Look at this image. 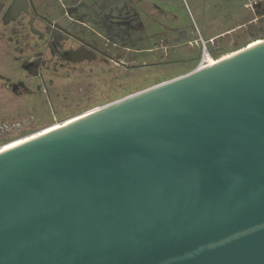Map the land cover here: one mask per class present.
<instances>
[{
  "label": "water",
  "instance_id": "1",
  "mask_svg": "<svg viewBox=\"0 0 264 264\" xmlns=\"http://www.w3.org/2000/svg\"><path fill=\"white\" fill-rule=\"evenodd\" d=\"M0 264H264V40L1 152Z\"/></svg>",
  "mask_w": 264,
  "mask_h": 264
},
{
  "label": "flooded vegetation",
  "instance_id": "2",
  "mask_svg": "<svg viewBox=\"0 0 264 264\" xmlns=\"http://www.w3.org/2000/svg\"><path fill=\"white\" fill-rule=\"evenodd\" d=\"M146 1L0 0V148L154 83L163 68H198L204 46L217 60L264 40V0L245 4L235 26L233 13L219 25L204 16L195 34L181 3ZM208 5L219 8L199 14Z\"/></svg>",
  "mask_w": 264,
  "mask_h": 264
},
{
  "label": "rangeland",
  "instance_id": "3",
  "mask_svg": "<svg viewBox=\"0 0 264 264\" xmlns=\"http://www.w3.org/2000/svg\"><path fill=\"white\" fill-rule=\"evenodd\" d=\"M141 3L143 2H146L145 5L149 4L146 0H139ZM154 2V6L155 8L157 7L156 5L160 4L161 6L163 5V3L165 2V0H151ZM171 1H178L179 3H181V7L184 9V11H182V17L183 19H185V21H189V23L191 22V24L189 25H192V27H190V29L194 32V34L199 31H203L204 30V24L202 23L201 21V18L204 19V16H205V19H211V20H214V19H217L218 20V25L223 22L222 20L228 16L229 14H232L233 13V25L235 26L237 24V21L238 20H241V18L243 16H245L247 14V10L246 8L244 7L245 4H250L251 3V0H231V1H227V0H215L218 2V9H216L214 6H210L208 5V8H206V11L204 12L205 15L203 14H199L200 13V8L206 4V3H210L212 4V1L214 0H171ZM185 3L184 5H188L185 6L186 7V10L184 8V5L183 3ZM163 7V6H162ZM190 9V11H189ZM200 9V10H199ZM205 10V8H204ZM202 15V16H201ZM225 21V20H224ZM221 26V25H220ZM220 26H216V27H220ZM216 28V29H218ZM258 42H262L261 40H258L256 41L255 43L249 45L250 47H254L255 45L258 44ZM248 47V46H247ZM244 48H241V49H237L235 51H232L231 53H227L226 55H224L223 57H221V60L223 58H227L228 56H231L233 55V53L239 51V50H242ZM221 60H217V61H221ZM197 68H194V69H191V70H187V71H184V70H178L175 69V68H170V67H166V68H163L161 70V76L162 77H155V81L154 83H151L149 85H145V86H142V87H139V88H136V89H133L132 91H127L122 94V96L118 97V98H114V99H109L105 105L107 104H110L112 102H114L116 99H123L125 97H128L126 96L127 94H131L132 92L134 91H140V90H143L150 88V87H153L155 85H158L160 83H164V82H168V81H171V80H174L176 78H179L181 76H184L186 74H189L191 72H193L194 70H196ZM123 88L125 89L126 86H123ZM131 89V88H129ZM133 94V93H132ZM123 97V98H122ZM96 102V101H95ZM97 103V102H96ZM104 106V104L102 105ZM92 111L94 110H91L90 112H86L85 114H82V115H77V117H72L70 119H67L66 121H64V125L71 122V121H74L75 119H78L80 117H83V116H86L90 113H92ZM63 123H55V124H63ZM62 126V125H61ZM55 127H60V126H55ZM54 127V128H55ZM52 128V129H54ZM45 130V131H43ZM43 130H40V131H43V132H40V131H37V132H40V133H33V134H28L26 135L25 137H23L22 139L18 140V141H15V142H12L10 145H8V147H3V148H0V151L6 149V148H9V147H12L13 145H18L24 141H27L31 138H34L44 132H47V131H51V127L50 128H46V129H43ZM22 140V141H21Z\"/></svg>",
  "mask_w": 264,
  "mask_h": 264
},
{
  "label": "bare ground",
  "instance_id": "4",
  "mask_svg": "<svg viewBox=\"0 0 264 264\" xmlns=\"http://www.w3.org/2000/svg\"><path fill=\"white\" fill-rule=\"evenodd\" d=\"M257 45H258V44H257ZM255 46H256V45H255ZM223 59H225V58H223ZM220 60H221V59H220ZM216 64H217V63H216L214 60H211L209 65H207V66H203V67H201L200 69H205V68L211 67V66L216 65ZM90 114H91V113H90ZM90 114H88V115H90ZM86 116H87V115H86ZM86 116H83V117H86ZM83 117H80V118H78V119H82ZM78 119H75L74 121H76V120H78ZM72 122H73V121H71V122H69V123H72ZM69 123H67V124H69ZM67 124H65V125H67ZM61 127H63V125L60 126V127H56L55 129H51V131L49 130V131H47V132H44V133H42V134H40V135H38V136H36V137H34V138H31V139H29V140H27V141H30V140H32V139H35V138H37V137H39V136H41V135H44V134L49 133V132H52V131H54V130H56V129H59V128H61ZM52 128H54V126H52ZM27 141H24V142H22V143H20V144H18V145H13L12 147L6 148V149L0 151V153L3 152V151H6V150H8V149H12V148H14V147H17V146H19V145H21V144H23V143H26Z\"/></svg>",
  "mask_w": 264,
  "mask_h": 264
},
{
  "label": "built area",
  "instance_id": "5",
  "mask_svg": "<svg viewBox=\"0 0 264 264\" xmlns=\"http://www.w3.org/2000/svg\"><path fill=\"white\" fill-rule=\"evenodd\" d=\"M221 59V58H220ZM220 59H217V60H220ZM211 60H216L214 59L210 54H209V51H207V49L205 48V46L203 47V55H202V59H201V62L198 66V68L200 69L201 67L203 66H207L210 64V61ZM216 60V61H217Z\"/></svg>",
  "mask_w": 264,
  "mask_h": 264
}]
</instances>
